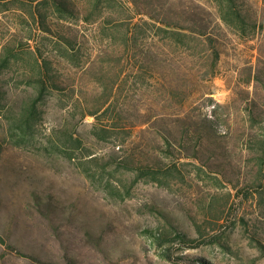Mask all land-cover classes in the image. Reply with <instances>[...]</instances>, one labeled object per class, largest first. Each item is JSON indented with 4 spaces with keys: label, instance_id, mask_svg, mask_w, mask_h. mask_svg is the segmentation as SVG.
<instances>
[{
    "label": "rangeland",
    "instance_id": "1",
    "mask_svg": "<svg viewBox=\"0 0 264 264\" xmlns=\"http://www.w3.org/2000/svg\"><path fill=\"white\" fill-rule=\"evenodd\" d=\"M69 1L0 0V264H264V0Z\"/></svg>",
    "mask_w": 264,
    "mask_h": 264
},
{
    "label": "trees",
    "instance_id": "2",
    "mask_svg": "<svg viewBox=\"0 0 264 264\" xmlns=\"http://www.w3.org/2000/svg\"><path fill=\"white\" fill-rule=\"evenodd\" d=\"M100 0L95 1V6H98ZM55 8L60 14L65 15L67 12H73L74 11V5L69 0H54ZM245 1L244 0H218L216 3V9L218 12L219 18L222 20L223 23H225L228 27H234L238 31L245 33L248 28H250L252 25L254 29L258 28V23L256 21H253L250 23V15L245 12L244 8ZM61 15V16H62ZM33 18L40 19L41 24H44V15L43 13H33ZM167 23H170L169 21H164ZM261 25H259L260 27ZM159 29L167 30L165 27L159 26ZM175 34L183 35L184 33H181L180 31H175ZM187 35V34H185ZM69 42H71V39H67ZM219 55V52L216 51V56ZM37 66L40 68L44 67L46 70L49 68L48 62L44 59V63H41L39 60H37ZM42 74V71H41ZM49 78V77H48ZM50 80V78H49ZM53 80V79H52ZM40 82L41 87L39 88L41 91L43 88H45V84H43L42 80L38 81ZM37 99L31 101L30 104L24 105L22 108L19 109V111H15V109L12 110L13 113L9 116V132L10 136L12 138H17L16 143H30L34 140V135L32 134L34 126H35V117L38 110L37 107ZM93 115H97V112L92 113ZM104 131L109 130V127H103ZM71 139V136H64V138L61 140V143L69 142L70 144L74 145V149L78 147V142H80V139L78 137H73ZM52 146L54 148H62L59 143H52ZM2 147V144H0V148ZM125 162V161H124ZM149 231L153 234V236L158 241H162V238L164 236L169 235L170 233H167L168 231L161 230L159 228L157 229H149ZM173 233V232H172ZM171 233V234H172ZM0 242L6 243L5 239L0 235Z\"/></svg>",
    "mask_w": 264,
    "mask_h": 264
}]
</instances>
